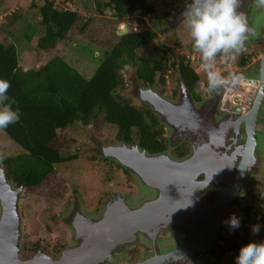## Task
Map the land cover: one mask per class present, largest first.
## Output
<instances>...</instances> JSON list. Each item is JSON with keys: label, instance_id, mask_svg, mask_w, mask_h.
Masks as SVG:
<instances>
[{"label": "flooded vegetation", "instance_id": "af4514ba", "mask_svg": "<svg viewBox=\"0 0 264 264\" xmlns=\"http://www.w3.org/2000/svg\"><path fill=\"white\" fill-rule=\"evenodd\" d=\"M252 2L253 0H246L244 7L249 8ZM185 4L182 2L183 7ZM258 12L259 15L262 12L264 20V10ZM182 20L179 11L167 21L173 28L182 23ZM259 26L258 35L246 42V51L233 61L234 70L231 71L241 74L244 79L231 90L221 89L216 93H208L203 89L205 87L203 85L202 89L196 88L192 92L182 82L179 74H174L175 72L172 71L169 74H174L178 81L176 95L173 88L167 95V86L157 89L141 84L140 93L145 89H153L175 105V109H163L162 115L152 109L162 125L167 149L155 154L145 151L149 156L163 155L174 162L185 164L187 170H190L184 175L179 187L178 196L181 199L174 197L166 201L170 205L176 204L174 208L167 207L165 218L170 221L167 224L161 223L155 228L137 229L134 232H126L124 228L125 231L122 230L116 239L107 237L99 241L100 246L110 255L104 257L97 254L96 258L87 260L89 255H92L91 252L78 253L74 260L75 264H84L85 261L95 264V259L98 264L145 263L155 259L157 255L169 254L186 246L195 249L196 246L198 248L204 245V242H208L206 240L213 231L212 220H215L212 210L220 198L229 192L228 186L232 185L244 159V145L248 140V127L251 125L247 127V122L242 124L240 121L251 120L255 105H257L255 124L257 148L252 164L248 166L242 178L243 185L225 208L222 225L217 234H214L211 243L206 247H199L189 253L190 255L186 253L181 263L224 264L225 259L226 264H235L242 246L251 241H264V21ZM244 61H246L245 65L242 66ZM140 96L139 94L138 100L141 101ZM123 145L127 144L110 146ZM110 146H103L101 149L99 161L104 167L101 170L102 176L105 175L109 187L113 186L117 189L126 185L119 183L121 177L127 182L129 180L131 188L126 187L135 194L138 192L137 196L125 195L123 190L102 192L97 207L91 213L85 211L84 203L78 199V196L74 201L66 202L64 212L61 211L59 217L57 216L60 221L56 223L58 232L64 235L61 237L64 240L50 245L43 239L40 248L27 257L22 256L24 259H30L40 252L51 258H59L63 251L78 242V230L95 226L103 217H107L104 223L113 227V224L117 223L119 226L115 227L122 229L123 220L125 223L127 220L125 217L129 213L143 207L147 201L156 202L162 197L157 189L147 187L135 173L119 161L107 158L104 149ZM185 147L189 149L187 153ZM109 162H113L114 165ZM117 165L120 167L118 168ZM112 171L120 177L115 179L116 181L108 182V177L110 175L113 177L115 174ZM140 185L148 189L150 194L142 192ZM57 198L64 199V197ZM136 199L142 201L134 204ZM233 213L240 218L241 226L230 230V226L224 221ZM151 218L155 217L152 215ZM257 224L260 225V231L254 234L252 226ZM207 236L208 239L205 238ZM116 242L121 246H116Z\"/></svg>", "mask_w": 264, "mask_h": 264}, {"label": "trees", "instance_id": "16d2710c", "mask_svg": "<svg viewBox=\"0 0 264 264\" xmlns=\"http://www.w3.org/2000/svg\"><path fill=\"white\" fill-rule=\"evenodd\" d=\"M77 1L64 0L57 5L55 0H44L39 9L42 20L37 50L38 60L42 59L43 63L40 68L24 69L17 46L0 42V79L11 82L8 95L16 101L13 107L20 109L19 122L2 131L21 149L18 154L0 158V162L6 167L14 187L25 186L26 193L35 192L41 197L63 195L65 181L61 176L55 177V167L78 159L77 154L62 153L60 133L78 122L92 126L101 120L103 124L116 127L115 144L138 145L150 154L164 152L167 143L162 125L152 109L138 100L141 84L163 89L170 71L179 74L192 92L202 89L203 85L206 87L207 83L205 74L198 72L187 56H172V46L158 40V34L144 22L136 31L114 35L116 41L112 38L108 42L110 49L88 78L62 56L70 33L77 30L86 34L93 21L86 19L80 10L71 8ZM96 7L110 10L118 20L137 12L158 19L156 8L147 0H107L96 2ZM15 20L8 25H14ZM174 43L182 42L177 38ZM150 46L153 54L138 60L136 53ZM129 64L139 80L129 93L134 95L132 98L127 94L132 78L127 79L123 74ZM173 89L176 95L178 85ZM185 148L187 153L189 149ZM101 149L102 146L98 151L100 156ZM40 246L41 241L31 242L26 236L22 256L31 255Z\"/></svg>", "mask_w": 264, "mask_h": 264}, {"label": "rangeland", "instance_id": "374dc122", "mask_svg": "<svg viewBox=\"0 0 264 264\" xmlns=\"http://www.w3.org/2000/svg\"><path fill=\"white\" fill-rule=\"evenodd\" d=\"M55 1L57 5H61L64 0ZM105 1L107 0H79L77 5L71 6L74 10H80L86 16V19H93V21L86 34H80L77 30H73L70 33L62 56L69 64L88 78L92 77L104 53L110 49L108 42L112 38H114L113 42L116 41L114 35L118 37L122 36V31H136L139 29L141 22L147 24L146 27L158 34V40L172 46V56H188L193 53L191 52L192 41L185 24L182 22L178 26L171 28V24L167 21L181 11L183 8L182 2L187 3L189 0H147L149 4L156 8L155 16H158V19L154 18V15L150 17L137 12L132 17L119 20L114 17L110 10H105V8L97 9L96 2ZM43 4L44 0H0V30L3 29L0 32V42L17 46L20 64L26 70L38 69L43 64L41 62L42 59L38 60L37 50L42 20L39 9ZM14 19H16V23L8 25ZM263 21V17L258 15L256 18L257 28L260 27L259 24H262ZM28 36H30V39ZM177 38L182 43H174ZM152 50V46L140 50L136 53V58L139 60L144 55L153 54ZM192 60L193 66L198 72H202L199 68V56H197L196 60ZM233 65L231 66L232 70H234ZM127 66L123 74L127 79L129 77L132 78V82H128L127 94L129 96H126L132 98L134 95L129 93L133 92L139 80L135 77L136 70L134 67L131 64ZM227 67L229 66L227 65ZM221 68L217 63V69ZM177 83L178 81L174 74H169L166 84L168 88L166 89L167 95ZM135 102L139 103L138 101ZM116 130V127L103 124L99 120L92 126H86L78 122L60 133L62 153L66 156L77 154L78 159L55 167V177L61 176L65 181L63 195L60 196L64 197V199L59 200L53 195L41 197L35 192L26 193L25 191L23 193L20 203L23 219V240L28 236L31 242H38L44 239L50 245L63 241L64 238L61 237L64 235L58 232V227L56 226V223L60 221L57 216L59 217L61 211L64 212L66 202L74 201L77 196L84 203V209L87 213H91L97 207L98 199L102 192L109 193L110 191L123 190L125 195L133 194V196H137L138 192L135 194L132 190L127 189V187L131 188L129 180L127 182L121 177L119 183L126 185L117 189L113 186L109 187L105 180V175L102 176L101 173L103 163L99 161V147L115 144ZM20 151L21 149L0 129V158L18 154ZM112 172L115 173V171ZM119 177L115 173L113 177L110 175L107 181H116ZM140 187L142 192L150 194V191L143 185H140ZM141 190L139 188V191ZM139 201L142 200L136 199L134 204H139ZM130 205L135 207L132 204ZM223 263L226 264L225 259Z\"/></svg>", "mask_w": 264, "mask_h": 264}, {"label": "water", "instance_id": "95a60500", "mask_svg": "<svg viewBox=\"0 0 264 264\" xmlns=\"http://www.w3.org/2000/svg\"><path fill=\"white\" fill-rule=\"evenodd\" d=\"M245 1L246 0H243L244 5ZM189 2L190 0L187 3ZM186 4L181 10L182 19ZM252 4L253 2L249 4V8L243 7L240 10L248 15L250 25L253 26L258 33L259 28H257L258 24H256V18L259 12L253 9ZM260 16H262V12ZM121 33L125 35L128 33V30L122 31ZM140 95L142 102L149 105L154 112L161 115V112L165 108L175 109V105L171 101L161 97L153 89L142 90ZM256 109L257 105H255L253 109L251 120L247 119L240 121L242 124L247 122V127L251 125L248 127V140L244 145V159L242 160L237 176L233 179L232 185L228 186L229 192L220 198L215 204L214 210H212L215 220H212L214 221V225L209 239L208 236L205 237L208 239L206 240L208 242H204L202 246L198 245L199 247H206L210 244L211 240L215 237L214 234H217L219 231L220 225H222L223 212L230 200L237 195L241 189L244 180H242V178L245 176L248 166L252 164V159L255 156V149L257 148V140L255 138ZM104 154L107 158L119 161V163L123 164L131 172L135 173L147 187L157 189L162 197L156 202L147 201L143 207L129 213V215L125 217V219H127L125 223L123 220L122 229L115 227L119 226L117 223L113 224L114 227L104 223L107 217H103L95 226L78 230V242L74 246L63 251L59 258H51L45 253L40 252L30 259H24L22 257L23 219L20 211V203L26 188L25 186L14 187L9 180L6 167L0 162V264H75L74 260L76 255L86 251L92 254L89 255L87 260L96 258L97 254L106 257L110 255V253L100 246L99 241L101 242V238L110 237L116 239L121 234L122 230L125 231V229L126 232H134L137 229H152L161 223L167 224V222H170L165 218V214L168 211L167 207L172 206V208H174L176 204L172 203V205H170L167 204L166 201L172 200L174 197L181 199L178 196L179 187L184 180V175L190 171L187 170L185 164L174 162L163 155L149 156L147 152L142 150L138 145L106 147L104 149ZM156 212H158V214H155ZM152 215L155 218L152 219ZM115 245L121 246L117 242ZM196 247L192 249L191 246H186L169 254L162 256L157 255L155 259L148 260L145 263L140 262L135 264H182L181 261L183 257L186 256V253L189 254L196 251L199 248ZM96 260L97 259L94 260V263L96 262L95 264H98ZM84 264H89V261H85Z\"/></svg>", "mask_w": 264, "mask_h": 264}, {"label": "clouds", "instance_id": "9594fccd", "mask_svg": "<svg viewBox=\"0 0 264 264\" xmlns=\"http://www.w3.org/2000/svg\"><path fill=\"white\" fill-rule=\"evenodd\" d=\"M243 7V0H190L186 4L182 21L188 29L193 52L187 57L192 61V56H199V68L205 74L208 93L231 90L244 79L241 74L229 71L225 75L217 70L218 60L225 66L230 61L233 64L246 51V42L258 35L248 15L240 10ZM252 7L264 10V0H253ZM10 87V81L0 79V129L20 120V109L13 107L16 101L8 95ZM224 223L230 230L241 226L240 218L234 213ZM259 231V224L252 226L254 234ZM235 264H264V241H251L242 246Z\"/></svg>", "mask_w": 264, "mask_h": 264}, {"label": "built area", "instance_id": "2783aa9c", "mask_svg": "<svg viewBox=\"0 0 264 264\" xmlns=\"http://www.w3.org/2000/svg\"><path fill=\"white\" fill-rule=\"evenodd\" d=\"M197 57L195 56H192V59H195L196 60ZM193 61V60H192ZM198 63V62H197ZM218 66H221L222 68L221 69H217L219 71H221L223 74L227 73V71H231L232 70V62L230 61L229 62V67L226 68V66H224L223 63H221L220 61H218Z\"/></svg>", "mask_w": 264, "mask_h": 264}]
</instances>
